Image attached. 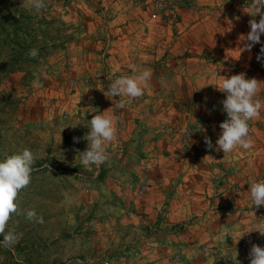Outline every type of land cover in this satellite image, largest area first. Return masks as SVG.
<instances>
[{
	"label": "crops",
	"instance_id": "obj_1",
	"mask_svg": "<svg viewBox=\"0 0 264 264\" xmlns=\"http://www.w3.org/2000/svg\"><path fill=\"white\" fill-rule=\"evenodd\" d=\"M169 4L163 12L149 0H70L61 13L65 23L79 25L80 36H90L71 46L80 54L88 46L89 63L97 74L104 72L105 82L131 73L130 65L152 71L144 95L124 108L99 96V112L117 119L112 147L123 144V159L131 162L112 171L113 195L169 243L172 250L157 254L156 264H250L252 245L264 247V234L255 229L264 231V205H252L249 192L252 180L264 179V110L249 121L254 143L248 150L224 154L209 149L204 136L215 146L227 119L226 94L213 83L240 72L264 81V58L256 59L260 50H248L240 40L255 17L240 0ZM257 95L264 100V83ZM168 124L193 128L186 146L164 133ZM121 179L136 180L127 183L136 188L121 190ZM139 184L145 191L137 196Z\"/></svg>",
	"mask_w": 264,
	"mask_h": 264
},
{
	"label": "rangeland",
	"instance_id": "obj_2",
	"mask_svg": "<svg viewBox=\"0 0 264 264\" xmlns=\"http://www.w3.org/2000/svg\"><path fill=\"white\" fill-rule=\"evenodd\" d=\"M0 1L53 21L38 26L43 50L33 62L15 64L9 47L0 44V62L9 69L0 76V159L25 148L34 155L30 183L19 190L17 210L5 229L14 230L19 239L12 247L0 246V264H156L154 258L171 249L169 243L154 225L145 227L132 210L119 206L113 195L112 171L121 172L131 163L123 159L126 147L110 142L109 159L98 168L81 163L88 144L84 136L108 85L102 70L95 76L88 46L82 54L71 46L90 36H80L79 25L63 21L65 4L57 0H44L39 10L31 0ZM117 96L116 104L124 99ZM174 127L166 125L164 133L178 144ZM130 180L136 182L120 180L126 182L121 190L136 188L127 185ZM143 193L136 191L137 196ZM29 209H35L43 223L28 219Z\"/></svg>",
	"mask_w": 264,
	"mask_h": 264
},
{
	"label": "clouds",
	"instance_id": "obj_3",
	"mask_svg": "<svg viewBox=\"0 0 264 264\" xmlns=\"http://www.w3.org/2000/svg\"><path fill=\"white\" fill-rule=\"evenodd\" d=\"M34 9L39 10L45 7L44 0H31ZM249 6L253 17L260 14V19L249 21L250 31L241 34L240 40L244 42L243 47L251 48L261 42V34H264V0H249ZM28 55L36 57L38 49L32 48ZM264 58V44H261L260 53L256 59ZM131 73H124L110 79L105 95L112 99L118 95L126 99H118L117 108H124L135 98L144 95L149 88L152 77L150 68H138L130 65ZM35 83V82H34ZM264 81L255 77H247L246 73L240 72L231 76L224 77L219 83H213L218 90L226 94L222 101L223 111L227 114V119L220 123L221 132L216 140L215 146L209 136H204L206 146L211 149L226 153H232L237 148L248 150L253 146V138L250 135L249 121L259 118L261 111L264 110V100L258 97L261 85ZM89 131L85 134L87 148L81 152V163L86 167L95 165L97 168L109 159L107 147L118 135L117 119L114 114L106 111L98 112L90 119ZM199 130H207L199 125ZM192 131L187 133L190 138ZM79 140L78 137H73ZM34 155L31 150L25 148L22 152L12 154L4 159H0V246L12 247L19 239L18 234L9 229L5 231L10 215L17 210L15 203L19 190L26 187L31 180L34 171ZM251 204L257 207L264 205V179L252 180L249 183ZM28 219H35L43 223V217H38L35 209L26 212ZM253 229V228H252ZM264 234L260 228H255ZM249 231V230H247ZM244 231L242 235L247 232ZM241 235V236H242ZM240 236V237H241ZM239 237V238H240ZM238 240V239H237ZM250 264H264V247L253 244L250 249Z\"/></svg>",
	"mask_w": 264,
	"mask_h": 264
},
{
	"label": "trees",
	"instance_id": "obj_4",
	"mask_svg": "<svg viewBox=\"0 0 264 264\" xmlns=\"http://www.w3.org/2000/svg\"><path fill=\"white\" fill-rule=\"evenodd\" d=\"M52 22L28 15L12 3L0 1V44L2 47H9V58L15 64L22 61L33 62L43 50V46L39 45L38 35L41 30L38 26ZM32 48L38 49L36 57L28 55ZM7 65L6 62H0V76L9 70L6 69Z\"/></svg>",
	"mask_w": 264,
	"mask_h": 264
},
{
	"label": "built area",
	"instance_id": "obj_5",
	"mask_svg": "<svg viewBox=\"0 0 264 264\" xmlns=\"http://www.w3.org/2000/svg\"><path fill=\"white\" fill-rule=\"evenodd\" d=\"M57 1L66 4L70 0H57ZM134 1L137 2V0H134ZM188 1L191 2L192 0H188ZM150 2L153 4V6L155 7V9L158 10V11L167 12L171 8L170 4L168 2H166L165 0H149V3ZM240 4L242 6H245V7L250 8V6H249V0H240ZM261 11H263V9H261ZM255 19L257 21H259V19H260V14L259 13H257V15L255 16ZM262 44H264V42ZM251 49H258V50H260L261 49L260 43L255 44ZM95 76L98 77V74H95ZM71 85L73 86L74 85V82H71ZM171 129H172V135L175 136V138H177V140H178V145H180L182 147L186 146L188 144L191 136H192L193 128H191L188 125H185V126L174 127V128H171ZM189 131H192L191 134H190V138L187 136V133ZM144 188H145V185L144 184H139L137 186V192L138 193H143L145 191ZM232 199H233V196L232 195L229 196L228 200L229 201H232Z\"/></svg>",
	"mask_w": 264,
	"mask_h": 264
}]
</instances>
